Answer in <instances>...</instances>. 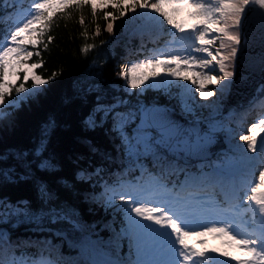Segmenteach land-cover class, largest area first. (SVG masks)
Returning a JSON list of instances; mask_svg holds the SVG:
<instances>
[{
	"label": "snow or ice",
	"instance_id": "6c2138e0",
	"mask_svg": "<svg viewBox=\"0 0 264 264\" xmlns=\"http://www.w3.org/2000/svg\"><path fill=\"white\" fill-rule=\"evenodd\" d=\"M97 2L101 8L110 4L120 16L131 11L150 21L166 22L175 32L180 33L178 37L173 33V40L178 45L175 49L153 53L139 62L131 63L130 67L122 66L119 76L127 83L125 92L128 89H141L143 92L148 87L167 89L172 86L191 92L186 84L175 83L180 80L190 82L200 97L205 99L215 94L209 90V85H217L220 89L231 86L234 76L233 61L241 42L240 31L245 12L250 5H258L264 9V0H96L91 3L94 15ZM89 3L90 0H29L28 9L19 13L18 18L0 32V70L3 72L0 105L4 104L5 96L12 91L13 85L7 83L9 75L19 79L16 69L24 70L25 82L31 76L33 94L36 88L47 83V80L35 72L42 67V62L28 64L26 61L33 55H40L37 46L42 43L45 30L49 28L55 14L53 4L62 7L74 5L79 8ZM189 3L197 9L194 15L200 19L188 26L176 22L172 18V12L166 10L167 6ZM109 16L113 20L117 19L111 12H106L105 17ZM160 17L163 21L159 20ZM33 25L39 27L34 28ZM113 30V23H108L107 31L111 33ZM47 39L50 42L52 37L48 36ZM217 42L219 48H215ZM30 47L35 51H30ZM44 47L47 48V44ZM92 47L87 45L83 51ZM145 68L150 71L145 73L142 71ZM54 76L55 73L50 79ZM15 91L18 98L19 94L29 92L25 83L19 84ZM133 94L135 93H129ZM113 100L114 103L104 104L97 97V105L93 114L85 121L86 126L96 128L111 119V131L119 136L122 149L129 160L143 169L141 176L148 171L140 163L142 157H152L153 167L157 172L148 173L152 179L147 190L140 185H130L129 188L122 185L121 191L106 186V192L111 193L107 199L108 206L115 207L117 196L122 201V206L117 211L124 213L126 223L115 233V238L117 247L121 239H128L129 257L124 258L116 252L115 258H92L84 261V264H230L231 261L235 264H264V226L258 232L239 233L233 230L226 218L208 220L213 208L220 206L215 200V189L219 188L225 200L235 198L246 202L254 213L258 210L264 225V169L259 171L258 177L242 178L239 186L229 168L195 174L189 166V158L203 154L212 140L210 132L197 130L194 126L183 127L172 119L167 109L155 104L146 106L138 103L136 108L128 109V100L121 97H114ZM12 103L15 104L16 101ZM192 110V106L185 103L184 111ZM5 115L0 109V119ZM130 127L134 129L131 132ZM247 132L255 133L240 136V140L246 142L248 151L256 152L259 144L260 151L264 153V118L253 123ZM20 159H23L22 154ZM244 159L251 161L255 157ZM40 167L50 169L54 165L50 161H42ZM173 174H183L184 180L172 183L169 187L165 178ZM0 178L11 180L12 176L0 169ZM210 189L211 194L208 191ZM38 191L42 207L32 209L28 202H17L0 213V223H9L11 218L16 217L35 223L38 227H42L47 221L51 224L67 222L73 229H82L74 210L51 204L53 194L46 186H39ZM241 191L243 197L240 196ZM161 196L166 198L161 199ZM6 203L0 204V208H5ZM204 220L208 222L203 223ZM209 233L228 236L247 258L220 259L214 255L215 250H197L187 243L188 237ZM103 244L104 241L100 239L92 241L90 237H85L82 247L86 252H97ZM18 246L13 244L7 230H0V251L13 249L7 261L0 257V264H60L43 252L35 256L25 253L17 256L15 248ZM133 254L135 259L131 258ZM220 256L228 257V254L220 253Z\"/></svg>",
	"mask_w": 264,
	"mask_h": 264
},
{
	"label": "trees",
	"instance_id": "16d2710c",
	"mask_svg": "<svg viewBox=\"0 0 264 264\" xmlns=\"http://www.w3.org/2000/svg\"><path fill=\"white\" fill-rule=\"evenodd\" d=\"M8 1L0 0V12L6 13L14 5L10 3L4 7ZM92 2L96 0H90L88 5L79 8L69 5L55 10L42 43L37 46L40 55L29 59L31 63L42 62V67L35 72L47 83L19 105L10 106L0 119V169L12 176L11 180L0 178V204L7 202V208L25 201L32 209H39L42 202L38 188L46 186L53 194L50 203L74 210L75 218L82 225V229H73L67 222L51 224L45 221L42 227H38L16 217L9 223H0V230H7L13 244L19 245L15 248L17 256L22 253L33 256L44 251L60 264H84L90 259L79 250L85 237L95 238V241L100 239L104 241L103 247L116 252L117 247L112 240L126 222L124 213L117 211L122 206L119 196L115 207L107 205L111 193L106 192V186L121 191L122 185L129 188L130 180L138 179L137 182L142 183L140 181L149 171L156 173L157 169L153 167L150 156L142 157L140 163L148 171L141 176L142 168L129 160L119 136L111 131V119L96 128L86 126L85 121L93 114L97 97L104 104L114 103V97H121L129 102L144 99L172 103L177 108L179 105L175 86L167 89L148 87L143 92L141 89H128L125 92L127 86L119 73L128 56L135 51V44L145 41L139 37L126 41L127 35L146 18L131 11L120 16L110 4L101 8L98 2L94 15ZM106 12H111L117 19L106 18ZM9 23L1 16L0 32ZM108 23L114 25L111 33L107 31ZM48 36L52 37L50 42ZM147 38L157 39L158 35ZM87 45L93 47L85 52L83 49ZM29 50L35 51L31 47ZM53 73L55 76L50 79ZM29 82V79L24 81L25 84ZM216 91L223 92L219 86H216ZM201 102L200 113L191 112L190 117L212 119L220 127L227 124L226 118L215 120L209 115V110L217 102L216 94ZM232 132L234 134L235 131ZM236 136L234 134L235 142L247 145ZM21 154L23 159H20ZM42 161H50L54 167H40ZM255 171V175L259 173ZM179 177L173 174L165 179L170 184L177 182ZM240 212L252 217V221L257 220L250 207ZM239 213L233 214V219H237ZM10 252L13 249L10 248Z\"/></svg>",
	"mask_w": 264,
	"mask_h": 264
},
{
	"label": "rangeland",
	"instance_id": "374dc122",
	"mask_svg": "<svg viewBox=\"0 0 264 264\" xmlns=\"http://www.w3.org/2000/svg\"><path fill=\"white\" fill-rule=\"evenodd\" d=\"M26 3L28 4L27 6L26 5L25 6H19V5H17L16 12H13V14L11 16V20L12 21L18 18V14L19 13H21L22 11H26L28 9V7H29V1H27ZM174 8L175 9H179V10L178 11H172V9H174ZM194 9H195V12H196L197 9L194 8L190 3L189 4L171 5V6H167L166 7V10L172 12V18L176 22H178V23H183L186 20H193L196 23L200 18L197 17V16H195L194 15L195 13L191 14V12ZM154 15H156V14H154ZM160 18H162V17H160ZM164 24H167V23L164 22ZM158 25H159V23H157L156 21H150V20L145 19L142 22H139L135 26V28L131 32L128 33L127 37L128 38L129 37H133V36L137 35L138 33H144V32H148L149 33L150 31L155 30ZM36 26L37 25H33L34 28ZM167 31L171 33L170 35H172V37L169 36V40L167 42V45H165L166 46V49L165 50L166 51H171V50H173V47H172V44H170V43L175 42L173 40V33H175V35L177 37L180 35V33L175 32V30L172 29L170 25L167 28ZM21 59L23 60V57H21ZM140 60H143V59L140 58V59H136L134 61H129L128 63H126L124 65V67H130V64L131 63H133V62H139ZM26 63L31 64V62H29V60L26 61ZM145 69H148V68H145ZM16 71L19 72V79H16V77L9 75L8 80H7V83L9 85H13V87H12L11 93L5 96V102H4V104L3 105H0V109H2L4 112L7 111L10 106L11 107H15V106L19 105V103L22 100H25L27 97H29L30 95L33 94L32 93V90L34 88V84H33V81L31 79V76H29V81L30 82L28 84H25V87L29 90V92L19 94V97L20 98H18V94L16 93L15 88L18 87L19 84L24 83L23 77L25 75V72H24L23 69H16ZM142 71H144V69H142ZM0 82H3V72H2V70H0ZM125 85L127 86L126 81H125ZM183 85H185V83H183ZM186 85L188 86V88L191 89V92H185L184 88L179 87V96H180V104H179V107H180L181 112L184 115H186L189 119H191L189 117V115H188L189 112H185L184 111L185 103L190 104L192 106V109H193V107H199L200 106L199 101L202 100L203 98L200 97V95H199L198 92L195 93L196 94L195 97H191V96L194 95V93H193L194 90L192 88L193 86L191 87V83L190 84H186ZM208 87H209V90H212V91L215 92V90H214L213 87H211V86H208ZM39 88H40V86L35 89V92ZM225 89L226 90H225L224 95H219L218 96L217 102L215 104V107L210 110V114H215V113H218L219 112V110L222 107L223 102H224L223 99L226 98V93H227L228 88H225ZM13 101H16V103L13 104L12 103ZM137 104H138V102L132 100L127 105V108L128 109H134V108L137 107ZM123 110H121V111H123ZM241 113H242V111L234 114L229 119L230 122H228L227 125L221 131L224 139L227 141V146L225 147L224 151H227V148L228 147H234L235 150H238V152H236L235 155H234L236 157L234 159L221 160L222 157L223 158H226V156L225 155L217 156L216 158L213 159V161L206 162L207 165L200 164V163L197 164L198 168L196 169V171L193 170V169H191L193 173L199 174L201 171L202 172H205V173H211V172H213L215 170H218V169H221V168H226L232 162L237 161V164L234 165L237 168V173L234 174V178H235V181H236L237 186H239L240 181H241L242 178H244V177H247V178L253 177V176H249L248 175V173L250 171V169H249L250 166L258 165L260 170L264 169V153H262V152L259 153V151H257V152H251V151H248L247 148H242V147L238 148V147H235V145L232 142H229L228 141V139L230 137V129H231V127L232 126H237L238 124H240L241 120L243 119L241 117ZM261 118H263V117L248 118L246 125H244V127L243 126L239 127V129L237 130L238 135L241 136V135L247 134V130L245 129L246 126L247 127H251V125L253 123L258 122L259 119H261ZM203 121L206 123V126H205L206 128H208L210 130L219 131V128H218L219 126H217L216 124H214L211 120H209V121L203 120ZM132 130H134V129L132 128L131 131ZM262 135H264V134H262ZM257 147L260 148V145L258 144ZM245 157H255V159L254 160H251V161H248V160H245L244 159ZM245 171H247V172H245ZM183 180H184V175L181 178V181H183ZM149 182H148V184H149ZM217 190L218 189H215V191H217ZM210 193H211V191H210ZM241 193H242L241 194V197H243V195H244L243 194V191H241ZM216 196L217 195H215V200L217 202H219V199L216 198ZM165 198L166 197L161 196V199H165ZM236 201H237L236 204H239L241 200H236ZM10 206H12V205H8L7 208H0V212L5 211V209L10 208ZM16 219H18V218H16ZM260 219H261V216H260ZM145 223H148V222L145 221ZM261 223L262 222L260 220L258 222V225H256V226L257 227H260L262 225ZM154 227H157V226H154ZM120 229H119V231H120ZM234 231H236V230H234ZM59 233L62 234V231H59ZM212 234L213 233H209V234L203 235L204 236L203 239L200 240L203 243H199L198 244V249L197 250H206V251L215 250L214 255H216L217 257H220V253H225V252L228 253L231 250H233V252H235V255H236L235 257L238 258V259H240L237 256V254L238 253H241V249H239L238 247L235 246V242L234 241H230L229 237L226 236V235H219V234L216 235L213 238H209V236H211ZM90 239L92 241H94L95 238H90ZM113 241L115 243H117L115 237H114ZM127 241H128V239H127ZM118 243H119V247H121V245L123 243L122 239ZM72 245H74V244L72 243ZM127 245L130 248L129 241H128ZM129 248H127V251L124 254L126 256V258L129 257ZM80 249H81L83 255H85L86 254V251L84 250V248L81 247ZM8 255L9 254L6 252L2 258L6 261L7 257L10 258V255L9 256ZM90 258L91 259L92 258H96V252H91L90 253ZM131 258L132 259H135L134 254L132 255Z\"/></svg>",
	"mask_w": 264,
	"mask_h": 264
},
{
	"label": "water",
	"instance_id": "95a60500",
	"mask_svg": "<svg viewBox=\"0 0 264 264\" xmlns=\"http://www.w3.org/2000/svg\"><path fill=\"white\" fill-rule=\"evenodd\" d=\"M240 35L241 42L238 45L235 71L230 87L231 92L229 91L227 102L221 111V115L224 116H229L231 113L244 108L253 96L259 92H264V9L258 5L248 7L241 25ZM140 104L146 106L155 104L167 109L172 119L180 125L193 124L197 130L211 133V143L207 145L201 156L189 158L191 161H194L195 158V160L212 158L219 149L225 146L220 134L204 129L201 120H188L171 104L146 103L145 101H141ZM231 170L234 172V169Z\"/></svg>",
	"mask_w": 264,
	"mask_h": 264
},
{
	"label": "bare ground",
	"instance_id": "6f19581e",
	"mask_svg": "<svg viewBox=\"0 0 264 264\" xmlns=\"http://www.w3.org/2000/svg\"><path fill=\"white\" fill-rule=\"evenodd\" d=\"M182 126H184V127H186V128H192L193 124H184V125H182Z\"/></svg>",
	"mask_w": 264,
	"mask_h": 264
}]
</instances>
